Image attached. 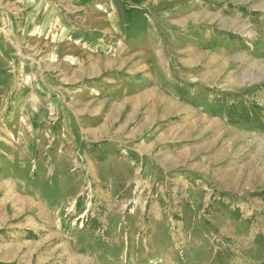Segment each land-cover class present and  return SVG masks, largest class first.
Here are the masks:
<instances>
[{"label":"rangeland","instance_id":"374dc122","mask_svg":"<svg viewBox=\"0 0 264 264\" xmlns=\"http://www.w3.org/2000/svg\"><path fill=\"white\" fill-rule=\"evenodd\" d=\"M0 264H264V0H0Z\"/></svg>","mask_w":264,"mask_h":264}]
</instances>
